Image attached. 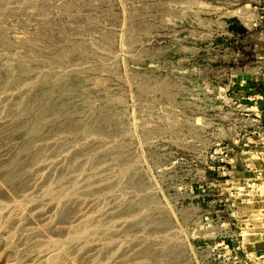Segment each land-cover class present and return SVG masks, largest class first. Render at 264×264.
<instances>
[{
  "label": "rangeland",
  "instance_id": "obj_1",
  "mask_svg": "<svg viewBox=\"0 0 264 264\" xmlns=\"http://www.w3.org/2000/svg\"><path fill=\"white\" fill-rule=\"evenodd\" d=\"M256 67L264 0H0V264H255Z\"/></svg>",
  "mask_w": 264,
  "mask_h": 264
},
{
  "label": "crops",
  "instance_id": "obj_2",
  "mask_svg": "<svg viewBox=\"0 0 264 264\" xmlns=\"http://www.w3.org/2000/svg\"><path fill=\"white\" fill-rule=\"evenodd\" d=\"M244 79V90L247 94L252 90L260 91V95L254 97V100L252 99V101H255L252 102V104L256 105L260 111L261 117L264 118V74H262L256 67L255 69H252L250 73L247 72ZM248 167L249 166H247V168ZM258 174L262 175V173ZM257 178L254 179V177H252V181L264 182V173L261 177L262 179H259V177ZM250 184H252L251 181ZM261 185L262 186L259 184L257 185V192L260 193L262 198H259V195L255 198L256 200H260V202H257L258 206L249 207L247 205L249 202L244 203V230L242 231L244 251L246 252L247 259L251 258L255 261V264H262L264 262V183H261ZM260 250H262V252L259 253Z\"/></svg>",
  "mask_w": 264,
  "mask_h": 264
},
{
  "label": "trees",
  "instance_id": "obj_3",
  "mask_svg": "<svg viewBox=\"0 0 264 264\" xmlns=\"http://www.w3.org/2000/svg\"><path fill=\"white\" fill-rule=\"evenodd\" d=\"M228 31L233 35L234 38L239 40H243L244 35L247 34V30L237 20L232 21Z\"/></svg>",
  "mask_w": 264,
  "mask_h": 264
}]
</instances>
